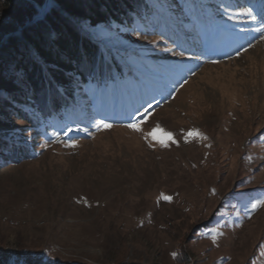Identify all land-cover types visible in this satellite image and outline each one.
Returning <instances> with one entry per match:
<instances>
[{
	"label": "rangeland",
	"instance_id": "1",
	"mask_svg": "<svg viewBox=\"0 0 264 264\" xmlns=\"http://www.w3.org/2000/svg\"><path fill=\"white\" fill-rule=\"evenodd\" d=\"M27 1L0 0L1 56L52 4ZM147 2L130 27L84 26L149 93L130 118H98L81 89L84 124L63 133L29 103L14 105L34 124L0 108L31 152L0 153V216L19 224L0 222V264H264V0Z\"/></svg>",
	"mask_w": 264,
	"mask_h": 264
},
{
	"label": "trees",
	"instance_id": "2",
	"mask_svg": "<svg viewBox=\"0 0 264 264\" xmlns=\"http://www.w3.org/2000/svg\"><path fill=\"white\" fill-rule=\"evenodd\" d=\"M15 1L30 6L27 0ZM51 2L45 12L39 13L38 21L13 36L11 41H5L6 45L1 49L5 56L0 55V76L14 92L8 98L9 106L0 95V108L7 110L14 118L12 120L29 122L31 115L14 105L16 101L24 106L29 103L34 118H43L50 129L63 133L66 126L84 124L74 102L75 91L81 89L92 100L98 118L115 122L130 118L148 102L149 93L143 83L128 75L111 49L86 34L84 26L115 24L130 27L135 24V16L151 17L153 11L147 0ZM186 8L189 16L195 14L193 21L206 30L194 8L190 4ZM31 9L35 10L34 6ZM167 30L164 27L160 31L165 33ZM124 85L128 86V91ZM2 123L7 122L0 116V125ZM2 152L15 163L31 155L26 147L11 144L0 134Z\"/></svg>",
	"mask_w": 264,
	"mask_h": 264
},
{
	"label": "snow or ice",
	"instance_id": "3",
	"mask_svg": "<svg viewBox=\"0 0 264 264\" xmlns=\"http://www.w3.org/2000/svg\"><path fill=\"white\" fill-rule=\"evenodd\" d=\"M248 15H250V13H248ZM104 127L107 128V127H110V125H104ZM128 127L131 128L134 131H138L139 130L138 127H137V125H135V124H130V125H128ZM198 136H199V133L189 132V133L186 134L185 142L186 143L188 142L187 137H198ZM169 139H171V136L170 135H169ZM172 142L174 143L175 141H172ZM160 144L163 147V146L166 145V142L165 141H160ZM162 199H164V200H170V197L163 196ZM261 205H264V200H258L256 203H253L252 204V208L255 210L257 207H259ZM213 243H215V240H213Z\"/></svg>",
	"mask_w": 264,
	"mask_h": 264
},
{
	"label": "bare ground",
	"instance_id": "4",
	"mask_svg": "<svg viewBox=\"0 0 264 264\" xmlns=\"http://www.w3.org/2000/svg\"><path fill=\"white\" fill-rule=\"evenodd\" d=\"M9 220H10V219H9ZM9 220H8L6 217L0 216V222H2V223H5V224H6V223H7V224L9 223V224H11L12 226L18 224V223L15 222V221L13 222L12 220H10V221H9ZM9 224H8V225H9ZM18 225H19V224H18ZM14 227H15V226H14Z\"/></svg>",
	"mask_w": 264,
	"mask_h": 264
},
{
	"label": "water",
	"instance_id": "5",
	"mask_svg": "<svg viewBox=\"0 0 264 264\" xmlns=\"http://www.w3.org/2000/svg\"><path fill=\"white\" fill-rule=\"evenodd\" d=\"M45 10H46V8L43 10V12H45ZM28 26H26V28H27Z\"/></svg>",
	"mask_w": 264,
	"mask_h": 264
}]
</instances>
